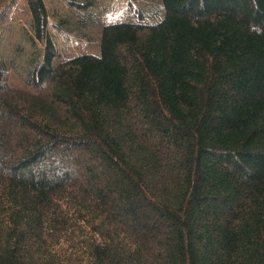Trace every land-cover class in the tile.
<instances>
[{
  "label": "trees",
  "instance_id": "16d2710c",
  "mask_svg": "<svg viewBox=\"0 0 264 264\" xmlns=\"http://www.w3.org/2000/svg\"><path fill=\"white\" fill-rule=\"evenodd\" d=\"M24 1L46 87L0 68V264H264V0H161L62 60Z\"/></svg>",
  "mask_w": 264,
  "mask_h": 264
},
{
  "label": "rangeland",
  "instance_id": "374dc122",
  "mask_svg": "<svg viewBox=\"0 0 264 264\" xmlns=\"http://www.w3.org/2000/svg\"><path fill=\"white\" fill-rule=\"evenodd\" d=\"M83 1L90 3L85 10L70 6L68 0H44L48 12L46 33L56 52L55 60L86 52L99 54L100 29L104 24L139 19L154 22L162 5L161 0ZM30 21L24 0H0V68L6 84L22 92L40 91L42 95L46 85L41 89L32 80L41 61L43 43L35 38ZM55 153L62 155L61 150ZM50 158L52 161L55 157Z\"/></svg>",
  "mask_w": 264,
  "mask_h": 264
},
{
  "label": "bare ground",
  "instance_id": "6f19581e",
  "mask_svg": "<svg viewBox=\"0 0 264 264\" xmlns=\"http://www.w3.org/2000/svg\"><path fill=\"white\" fill-rule=\"evenodd\" d=\"M25 92H27V93H29V94H32V92H30V91H28V90H26V89H25Z\"/></svg>",
  "mask_w": 264,
  "mask_h": 264
}]
</instances>
